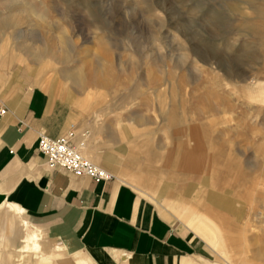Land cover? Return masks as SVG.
<instances>
[{"label": "rangeland", "instance_id": "1", "mask_svg": "<svg viewBox=\"0 0 264 264\" xmlns=\"http://www.w3.org/2000/svg\"><path fill=\"white\" fill-rule=\"evenodd\" d=\"M16 13L21 20L11 19ZM2 45L9 53L0 61L5 78L43 88L64 114L86 124L80 135L90 137L89 125L97 124L104 133L91 138L105 143L99 147L109 144L106 130L154 151L172 142L175 149L194 147V169L187 171L142 153L132 165L118 164L146 173L157 196L179 198L184 209L176 217L163 213L158 197L110 171L184 228L196 246L188 260L264 264V0H0ZM69 125L75 136L77 123ZM201 194L213 198L218 246L185 218L190 207L204 213ZM18 230L16 255L31 233L44 244L22 223ZM44 253L25 252L21 264Z\"/></svg>", "mask_w": 264, "mask_h": 264}, {"label": "crops", "instance_id": "2", "mask_svg": "<svg viewBox=\"0 0 264 264\" xmlns=\"http://www.w3.org/2000/svg\"><path fill=\"white\" fill-rule=\"evenodd\" d=\"M3 67H0V109L4 108L0 112V235L9 251L0 252V264H21L25 252L38 253L43 249L46 257L34 254L33 264H43L45 260L47 264H197L188 260L196 254L191 236L178 223L160 214L130 184L115 175L96 180L47 165L37 148L39 135L66 133L71 122L79 124V117L74 112L64 114L58 108L60 104L40 86L7 80L6 73L1 71ZM31 82L34 83L32 76ZM253 86L251 83L248 88L249 97L254 96ZM64 99L74 102L71 97ZM56 104L54 111H50ZM77 107L80 110L81 105ZM80 126L74 140L84 156L107 172L132 182L141 192L158 197L159 204L167 209L164 214L176 217L183 212L179 198L157 196L156 183L146 173L126 171L118 164L124 161L132 165L139 161L137 153H142L148 161L187 171L194 169L193 146L179 145L181 149H175L178 145L172 142L169 147L154 151L142 146L141 141L129 144L124 137H113L110 134L113 131L106 130L109 144L101 148L105 143L91 138L102 132L101 127L89 125L90 137H84L80 132L86 124ZM184 130L190 133L192 129ZM186 138L193 142L190 136ZM196 142L200 146V140ZM188 189L182 187L179 193ZM198 201L204 213L190 207L186 221L218 246L221 238L215 237L219 232L209 208L213 198L201 194ZM20 223L40 234L44 244L37 234L31 233L16 255ZM48 238L56 243H49ZM66 253L71 256L63 260Z\"/></svg>", "mask_w": 264, "mask_h": 264}, {"label": "built area", "instance_id": "3", "mask_svg": "<svg viewBox=\"0 0 264 264\" xmlns=\"http://www.w3.org/2000/svg\"><path fill=\"white\" fill-rule=\"evenodd\" d=\"M0 112H4V108H1ZM37 148L51 169L64 170L75 176L87 175L96 180L113 177L112 173L95 164L76 148L74 133L71 130L56 137L41 133L37 140Z\"/></svg>", "mask_w": 264, "mask_h": 264}, {"label": "bare ground", "instance_id": "4", "mask_svg": "<svg viewBox=\"0 0 264 264\" xmlns=\"http://www.w3.org/2000/svg\"><path fill=\"white\" fill-rule=\"evenodd\" d=\"M21 13V12H20ZM20 16H19V14H13L12 16H11V19H14L15 21H17V19L19 18ZM23 17V16H22ZM20 19V18H19ZM22 19V18H21ZM20 19V20H21ZM19 21V20H18ZM21 22V21H20ZM53 49H54V51L56 52L57 51V49H56V47H55V44H53ZM33 49V48H32ZM37 48L35 47V51L37 52V50H36ZM49 49V48H48ZM34 50V49H33ZM39 51V50H38ZM43 51V50H42ZM41 51V52H42ZM40 52V53H41ZM35 53V52H34ZM37 53H39V52H37ZM7 56H9V53H8V50L6 49V47L5 46H0V61L2 60V61H5L6 59H7ZM37 57V56H36ZM1 63V62H0ZM74 75H76V76H78L77 78H80V73L79 72H77V73H75ZM75 77V76H74ZM76 83V82H75ZM41 85L42 86H44V87H47L48 85H53V84H51V83H41ZM54 87V86H53ZM78 104V103H77ZM45 134V133H44ZM35 244V243H34ZM35 247H37V246H35ZM39 247V246H38ZM32 248H33V246H32ZM37 250V249H36Z\"/></svg>", "mask_w": 264, "mask_h": 264}]
</instances>
